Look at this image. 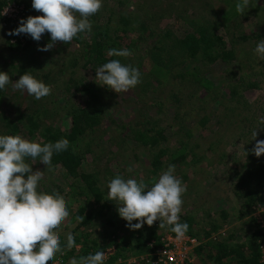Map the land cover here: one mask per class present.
I'll list each match as a JSON object with an SVG mask.
<instances>
[{"label": "trees", "instance_id": "16d2710c", "mask_svg": "<svg viewBox=\"0 0 264 264\" xmlns=\"http://www.w3.org/2000/svg\"><path fill=\"white\" fill-rule=\"evenodd\" d=\"M115 1L120 3L118 0ZM178 1L186 3L188 6L187 10H190L189 3L184 0ZM199 1L204 4L207 3L202 9L205 12L203 14H188L187 10V14L177 13L175 11L177 7L174 3L166 5L163 10L159 9L160 11L153 12L144 10L145 8L143 7V12L147 11L144 18L151 19L150 21L157 19L159 13L163 11L168 12L169 15L171 13L175 14L177 18H182L189 24L190 29L185 35H175L176 33L174 34L168 29L162 30L161 33L158 30H151L150 25H148L149 22L141 25L142 34L140 36L148 33L143 41L148 42L150 38H157L155 42L158 44L145 50L143 55L138 57V64L135 66L140 69L147 61L148 75L154 79L152 82L157 83V85L153 87L151 82H147L145 88L148 86V91L152 94L157 93L158 98L162 101L164 98L163 94L156 92L158 88L163 87L159 81L175 74L172 79L175 80L177 78L180 80L178 87H173L171 91L166 93L169 100L172 101L171 110L175 111V117L173 118L176 120L183 116H189L191 112H195L196 119L194 124L195 130L199 131V140H194L195 142L191 143L193 134L190 128L184 131L185 141H183L178 134L181 132L179 127L181 123L177 124V130L179 129L177 133H171V139H168V136H170V129L174 127L172 125H168V128H162L158 120L144 125L136 121L129 123L122 129L127 133L129 140H126L131 142L133 146L135 145L130 150L129 157L132 158L130 161L134 163L141 162V158L139 159V154L136 152L137 150H142L140 155L143 153L147 154V164L145 166L142 165L143 168L140 170H130L132 174L127 175V177L121 175L125 179L143 180L151 186L154 183L153 178H158L163 171L167 170L170 164H174L175 175L186 187L191 184L189 186L191 188L197 178L199 165L203 160L206 161L212 158V161H214V156L217 155L220 159L217 165L221 166L222 161L229 159L227 151L225 150L223 153L218 154L215 150V142L213 143L214 138L218 136L219 140L225 144L229 143L228 132L222 130V127L223 134L208 131V126L212 124L210 122L211 117L206 111L202 113V110L205 106H208L206 108L208 110L211 102L215 103L216 100L218 101L219 95L222 94L220 97H223L224 93L223 89L221 90V85H215L211 82V78L207 76V69L210 64L218 61L222 63L235 61L234 45L237 37H239L238 31L230 33V37H225V35H220L217 30L222 27L225 28L227 22L230 23L232 18L240 13L236 10V7L238 3H242V0H232V5L229 6L226 12L224 9L223 11L215 9L216 4L220 0ZM250 1L248 0V6L244 9V12L251 6ZM119 7L121 10H117L115 14L112 13V9H109V12L112 13L111 17H115V25H113L111 19H107L102 26L100 23L97 25L93 21L95 15L90 18L92 23L91 33L87 35L78 34L71 42H68L78 49L75 54L77 58L74 59L73 57L74 60L72 59L73 61H71L72 68L80 66L84 70L88 69L89 71L90 69L95 72L100 66L112 59L121 61L122 57H110L107 55L110 48L121 49L123 44V49L132 50V43H136L132 38L131 40L128 38L131 33L130 26L133 19L139 18L136 13L140 8L137 11H128L126 14L122 12V9L129 10V7H124L123 3H120ZM234 8L235 11L233 10ZM220 13L221 15L219 16ZM190 15L196 16L190 19ZM138 39H142V37ZM27 40L29 41V37H27ZM28 46L29 44L26 43V47ZM11 47V50L16 52V54L26 48H20L19 44ZM71 54L74 56L73 53ZM195 59L204 63L202 69L189 66V63ZM9 68L14 67L10 65ZM27 71L34 76L32 70H27L22 65H17L13 72L19 78ZM41 81L46 85H50L48 77H44ZM250 86L252 85L248 84L244 88ZM242 87L237 83L227 90L224 89V92L235 101L236 96L239 94L238 90L240 88L244 89ZM247 90L245 92H248ZM71 91L79 95L84 106L66 107L71 101H67L65 96V100L60 103L62 107H59L62 110L64 109L62 114L63 123L65 121L64 126H56L54 128L42 124L40 110L42 114L50 117L51 115L58 116L59 113L53 110V107H51L49 112L47 105L33 108L34 104L37 105L35 102H31V105L18 104L15 109V106H6V103L4 108L9 112L4 113L5 116L0 125V135H21L26 139L44 143H55L61 138L69 141V147L66 151L53 155L50 166L51 171L48 170L49 166L39 163V160L32 161L29 158L26 161L30 165L36 163L31 166L33 171H43L47 167V173H55L56 171L62 177V186L49 181L52 180L50 176L48 177L49 179L45 177L40 181L38 189L39 191L49 194L55 193L62 197L70 213L68 221L62 223L58 230L61 247L64 250L62 253H57L53 264H69L72 258L79 260L81 257L94 254L100 250H103L106 254L104 264H152L155 261L154 254L163 244V237L167 235L175 236V233L171 232L170 226L159 228V222L157 221L152 226L144 225L139 230H133L128 234V237H123L128 227H126V222L118 216V205L115 204V201L108 200L106 188H103V185L97 179L98 174L95 171L86 173L82 168L85 155L91 152V142L101 140L95 139L93 135L99 134V138L104 137V132H106L104 128L105 122L113 123L111 121L112 118L109 117V112L112 111L107 110L108 108H103V104L98 97L99 93L101 91L111 93L113 97L116 94H113L114 92H111L106 87L100 89L98 86L88 85L80 77L68 79L63 92L67 95ZM5 98L7 97L3 94V90H0V102ZM162 101L158 103L159 106H161ZM194 104H200L201 106L195 107ZM184 109L189 110L184 111ZM212 117L214 116L212 115ZM248 120L246 119V121ZM215 124L221 126L222 121L218 122L217 119ZM98 131L99 133H97ZM200 132L204 137L200 136ZM249 133L251 132L247 131L246 134L243 131L242 137L248 136ZM261 134H256V137H259L258 140H264V135ZM254 139L255 135L251 140ZM235 141H240V138H236L232 143ZM120 145L122 146L124 143H118V146ZM254 146L244 147L238 153L239 156H244L243 165H239L237 161L234 162V155H231L233 164L237 165V169L235 168V175L231 184L232 191L230 193L234 197L236 205H239V211L232 213L235 209L234 207L230 211L215 209L213 211L218 213L217 219L211 218L214 213L207 211L198 217V208L197 210L192 209V211L187 213L183 212L180 215V222L187 223L189 226L186 236L195 239L198 244L195 247L194 255L196 256V261L193 264H264V253L262 251L264 233L257 218L251 217L248 221L250 224L245 229L232 231L229 226L235 220L242 221L245 219L248 212L250 213L254 207L264 208V154L256 157L252 152ZM209 154L211 157H208ZM111 178L114 177L111 176ZM186 205H188V208L196 206L191 204V202L189 204L186 203ZM200 208L205 209V203ZM119 219L122 224L119 229H114L111 233L110 230L116 226ZM136 222L133 221L132 223ZM226 227L228 229L227 233L230 231L228 235L223 232ZM102 228H105V230L100 231L99 229ZM69 233L75 237L76 245H78L71 249L66 247V237ZM190 259L191 256L188 257L187 264H192ZM130 261L133 263H130Z\"/></svg>", "mask_w": 264, "mask_h": 264}, {"label": "rangeland", "instance_id": "374dc122", "mask_svg": "<svg viewBox=\"0 0 264 264\" xmlns=\"http://www.w3.org/2000/svg\"><path fill=\"white\" fill-rule=\"evenodd\" d=\"M118 1L123 3L124 7H129V10L125 8L122 9V12L126 14L128 11H137L138 8H140L136 13L137 17L139 16V18L134 17L135 19L132 20L130 26L131 33L128 37L129 40L132 38L136 43H132L131 45L132 55L121 58V63L125 65H131L134 67L137 66L138 57L142 56L145 50H148L158 44L155 42L157 41V38H150L148 42L143 41L148 33L140 36V34H142V29L140 27L141 25H145L146 22H149L148 25H150L151 30H158L160 33L162 30L168 29L174 34L176 33L175 35H185L188 29H190L188 26L189 24H187L182 18H177L175 14L172 13L169 15L168 12H160L159 17L154 21L144 18L147 11H160L163 10V8H166V5L171 3H174V5L177 7V10H175L177 13L187 14L186 10L188 6L186 3H180L178 0ZM184 1L190 4V10H187L188 14L205 13L202 9L204 8V5H207V3L204 4L199 0ZM120 3H117L115 0H103V7L94 17V23L97 25L100 23L102 26L105 24L107 19H111V22L113 25H115V17L112 18L111 14H115L117 10H121L119 7ZM250 4L251 6L248 7V11L246 10V12H240L237 14V16L232 18L230 23L227 22L225 28L222 27L221 29L217 30L220 35H225V37H230V33L238 31L239 37H237L236 43L234 45L236 57L235 61L232 63H222L218 61L210 64L207 69V76L211 78V82L215 85H221V90L223 89L224 94L223 97H220L222 94L219 95L217 98L218 101L216 100L215 103L209 102L211 106L209 105L208 110H206L208 106L203 107L202 113H205L206 111L210 114L209 117H211L210 122L212 124L208 126V131L213 133L219 132L222 134V130L228 132L227 138L230 137L229 143L225 144L219 140V136L214 138L213 143L215 142L214 144L216 145V152L221 154L226 150L227 155H229V159L227 161H222L221 166L217 165V162L220 160L219 156L217 155L214 156V161H212V158L206 161L203 160V162L199 165L197 178L193 187L189 188L191 184L188 185L186 187V192L183 194L182 199L184 203L182 205L181 214H183V212L187 213L188 211H192V209L197 210L198 208V217L207 211L214 213L211 218L217 219L218 213L213 211L215 209H226L225 211H230V209L234 207L235 209L232 213H236L240 209L238 207L239 205H236L234 197H232V194L230 193L232 191L231 184L233 183L235 168L237 166L233 164L231 155H234V162L237 161L238 164L241 165L244 161V156L238 155V153L241 152V149L244 147L246 148L249 146H254L256 143L255 141H258L259 138L255 137L254 140H251V138H254L255 133L258 135L262 133L261 135H264V59L260 58L255 53L257 43L260 41V39H264V0H251ZM8 5H15L16 8L18 7L20 9V13L18 15L19 17L17 19H6L1 15V13H3L2 11H5ZM230 5H232V0H220L219 3L216 4L215 9L221 11L224 9L226 12L228 11ZM143 7L145 8L144 10H147L146 12H143ZM109 9H112L113 12H109ZM233 10L235 11V8ZM162 13L165 15L163 16ZM38 15H43V13H40L31 7V0H0V71L8 73L10 76V81L15 83L19 78L15 76L16 74L13 71L17 65H22L27 70H32L34 77L38 80H43L44 77H48L49 84L52 87V91L49 96H46L43 100L42 98L37 100L33 96L27 95L20 90H16L14 88V84H8L3 90V94H5L7 98L0 102V125L3 117L5 116L4 113L9 112L4 108L6 103V106H15V109L17 108L16 106L18 104L23 103L24 105H31V102H35L37 105L34 104L33 108H40L39 106L47 105L49 112L51 107H53V110L58 111L59 113L58 116L51 115L50 117L49 115L42 114V111L40 110L42 124L46 126H52L54 128L56 126H64L65 121L63 123L62 120L64 109L62 110L59 108L62 107L60 103L61 101L65 100L64 97L66 96L67 101H71V103L66 105V107L84 106L82 105L79 95L74 91L69 92L67 95L63 92L68 79L71 77H80L81 79H84L85 83L88 85L98 86L100 89L103 88V85H101L98 80H95V72H92L90 69L89 71L88 69L84 70L80 66L78 68L71 67V61L77 58V55L75 54L78 52V49L69 43L57 41L51 50L38 51V48H43L46 44L51 42L49 33L45 32L39 42L32 40L30 36L26 34L9 35V33L14 30L15 27H18L19 21L21 19H26L29 16L35 17ZM220 15L221 13L219 16ZM195 16L196 15H190L189 17L190 19H193ZM27 37H29V41L27 40ZM139 37H142V39H138ZM26 43L29 44L28 47H26ZM18 44L20 45V48H26H24L22 52L16 54V52L11 50V46ZM122 48L123 44L121 49ZM71 53H73L74 56H72ZM197 60L198 59H195L193 62L189 63V66L202 69L204 63H202L200 60ZM10 65L14 68H9ZM147 70L148 64L146 61L144 65L140 67V71L142 73L141 83L135 88L129 90L127 93L116 94L114 92L113 94H116L115 97H113L111 93H104L103 91L99 93L98 97L100 98V102L103 104V108H108L107 110L112 111L109 112V117L112 118L111 121L113 123L105 122L104 128L106 129V132L103 131L105 133L104 137L99 138V134L93 135L95 139L98 138L101 140L93 143L91 142V152L85 155L82 168L86 173H92L95 171L98 174L97 179L101 182L103 188L107 187L108 182L112 179L111 176L116 177L117 175H123L124 177H127V175L132 174L129 169L140 170L147 164V154L143 153L140 155L142 150H137L136 152L139 154V159L141 158V162L134 163L130 161L132 159L129 157L130 150L135 147V145L133 146L131 142L126 140L128 139L127 133L122 129L129 123L136 121L144 125L148 122H154L155 120H158L160 121V126L162 128H168V125H172L174 127L173 129H170V136H168V139H171V133H177L179 130H177V124L181 123L179 126L181 132L178 134L183 141H185L183 136L184 131L190 128L192 129L191 132L193 134L191 143L199 140V131L195 130L196 127L194 124L196 119L195 112H191L189 116H183L179 119L177 118L176 120L173 118L175 117V111L173 112V110H171L172 101L169 100V97L167 96L168 94L166 93L171 91L173 87L177 88L180 80L177 78H175V80L172 79L175 77L174 74L172 77L169 76L159 81L163 87L158 88L156 92H161V95L163 94L164 98L162 101L158 98L157 93L152 94L148 91V86L145 88L147 82H151L153 87L157 85V83L152 82L154 79L149 77ZM237 83L239 86H243L242 88H244V86L246 87L248 84L252 86L244 89L240 88L238 90L239 94L236 96L234 101L232 98L227 96V93L224 92V89L227 90ZM194 89L197 90L196 87H194ZM246 89H248V92H245ZM160 101H162L161 106L158 105ZM194 105L195 107L201 106L200 104ZM42 110L44 111V109ZM187 110L189 109H184V111ZM212 115L214 117H212ZM217 119L218 122L222 121L221 126L215 124ZM246 119L249 120L246 121ZM183 127H185L184 130ZM243 131L246 134L247 131L251 133H249L248 136H245L247 137L245 138L242 137ZM97 133H99V131ZM200 136L204 137L201 132ZM236 138H240V141H235L232 143L234 140H236ZM122 142L124 145L118 146V143ZM208 157H211V155L209 154ZM133 164L135 165L132 166ZM43 171H45L44 178L51 176L52 180L49 181L62 186V177L58 172L55 171V173H47V167ZM188 188L189 190L187 191ZM190 202L196 206H193V208H188L186 203L189 204ZM203 203H205V209L200 208ZM251 217L257 218V221L261 226L264 225V208H259L258 206L254 207V209H251L250 213L248 212L245 219L242 221L235 220L230 223L229 226L231 227L232 231L245 229V227L250 224L248 221ZM67 221L68 218L66 219V222ZM117 221H115L117 222L116 226L110 230L111 233L114 229H119V226L122 224L120 219ZM99 230L104 231L105 228ZM227 230L228 229L226 227L223 232H226L228 235L230 231L227 233ZM132 231L133 230L128 228L123 237H128V234ZM223 232H221V234H223ZM187 249L188 248H186L185 242L180 241L179 252L185 254ZM195 249L196 248H193L192 252H189L192 264L196 261V256L194 255ZM130 263L133 262L130 261Z\"/></svg>", "mask_w": 264, "mask_h": 264}, {"label": "clouds", "instance_id": "9594fccd", "mask_svg": "<svg viewBox=\"0 0 264 264\" xmlns=\"http://www.w3.org/2000/svg\"><path fill=\"white\" fill-rule=\"evenodd\" d=\"M247 6L248 0H242L237 10L242 13ZM31 7L43 15L21 19L9 35L26 34L39 42L47 32L51 42L38 51H49L57 41L68 43L78 34H90V18L101 10L103 0H31ZM255 53L264 59V39L257 43ZM107 55L129 57L132 53L129 49L110 48ZM141 76L139 68L125 65L119 59H112L95 71V80L116 94L135 88L141 83ZM10 83L9 74L0 71V90ZM12 84L37 100L52 91L51 85L28 71ZM68 147L69 141L64 138L44 143L21 135H0V264H53L57 253L63 252L58 230L70 215L66 202L55 193L38 190L45 171H33L31 166L36 163L30 165L26 161L39 160L51 171L53 155ZM252 152L256 157L264 154V140H258ZM153 179L149 186L143 180L117 175L105 189L108 200L118 205V216L130 230L158 221L159 228L170 226L175 239L183 240L189 227L180 222L186 186L175 175L174 164ZM74 246H78L75 237L69 233L66 247ZM105 259V252L100 250L79 260L72 258L69 264H104Z\"/></svg>", "mask_w": 264, "mask_h": 264}, {"label": "built area", "instance_id": "2783aa9c", "mask_svg": "<svg viewBox=\"0 0 264 264\" xmlns=\"http://www.w3.org/2000/svg\"><path fill=\"white\" fill-rule=\"evenodd\" d=\"M1 15L6 19L15 20L20 13V9L15 5H8L5 11H2ZM264 233V225L261 226ZM184 241L186 244L185 254L179 252V242ZM162 246L154 254L155 261L153 264H187L189 252H192L193 248L197 246V241L188 236L183 240H176L175 236H167L162 239ZM264 253V246L262 247Z\"/></svg>", "mask_w": 264, "mask_h": 264}]
</instances>
